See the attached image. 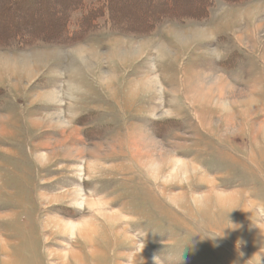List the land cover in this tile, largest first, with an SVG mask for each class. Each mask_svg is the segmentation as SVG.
Listing matches in <instances>:
<instances>
[{"label":"rangeland","instance_id":"1","mask_svg":"<svg viewBox=\"0 0 264 264\" xmlns=\"http://www.w3.org/2000/svg\"><path fill=\"white\" fill-rule=\"evenodd\" d=\"M44 2L0 27H56ZM113 3L128 29L0 47V264H264V0Z\"/></svg>","mask_w":264,"mask_h":264},{"label":"trees","instance_id":"2","mask_svg":"<svg viewBox=\"0 0 264 264\" xmlns=\"http://www.w3.org/2000/svg\"><path fill=\"white\" fill-rule=\"evenodd\" d=\"M54 9H56L53 14L55 18L56 27L49 24L47 28L35 27L34 30L29 31L28 28L15 29L8 31L3 26L0 27V47H10L14 45H21L26 43L29 38H35L38 41L46 43H63L74 39V34L77 32L91 31L101 26V21L99 19L104 18V22H109L115 24L116 28L118 25L125 26L126 29L130 27L131 20L127 19L120 21L118 17V8L113 3V0H49ZM171 10L156 9L148 17L147 25L152 26L154 22H158L162 18L172 15L174 17L180 18H191L197 19L202 18L206 15L209 7L213 5L214 0H200L203 3L200 6H192L190 8L179 9L175 7L174 1L176 0H164ZM233 1V0H227ZM236 1V0H234ZM30 2L40 7L47 5V3L41 0H0V13L5 10H11L16 7H21ZM62 9L61 12L57 10ZM80 12V15L75 21L77 30L75 32L69 31V23L74 12ZM27 11H22L21 17L27 18V20L35 21L37 17L35 15L25 14ZM20 13V12H19ZM32 18V19H31ZM60 19V20H59ZM59 23V24H58ZM40 29V30H39ZM51 29V30H50ZM42 30V31H41ZM56 30V31H55Z\"/></svg>","mask_w":264,"mask_h":264},{"label":"bare ground","instance_id":"3","mask_svg":"<svg viewBox=\"0 0 264 264\" xmlns=\"http://www.w3.org/2000/svg\"><path fill=\"white\" fill-rule=\"evenodd\" d=\"M125 11V10H124ZM32 19V18H31ZM46 19V18H45ZM30 20V19H29ZM51 20V19H50ZM60 20V19H59ZM52 21V20H51ZM50 22V21H49ZM57 25V24H56ZM55 25V26H56ZM4 27V26H3ZM39 27V26H38ZM42 27V26H41ZM48 29V28H47ZM40 30V29H39ZM51 30V29H50ZM30 31V30H29ZM32 31V30H31ZM42 31V30H41ZM56 31V30H55ZM103 158V157H102ZM120 163V162H119ZM188 167H191L193 170H195L196 169V167H193V166H189V165H187V164H185L184 162H182L181 163V167H179V168H176L177 170H175V172H174V175H172V177L174 176H176L177 174H178V170H180V169H182L183 171H186L187 170V168ZM98 169V168H97ZM173 174V173H172ZM198 186H193V187H191V188H197ZM209 187H210V189H212L213 187L212 186H210L209 185ZM172 189V188H171ZM214 189V188H213ZM215 190V189H214ZM170 191V190H169ZM76 192V191H75ZM208 193V192H207ZM97 194V193H96ZM210 194V193H209ZM95 196V195H94ZM192 197H193V194H192ZM211 197H213L212 195H210V199H211ZM194 198V200H195V203H200L201 201V203H204V205H205V203L207 202V199L208 198H205L204 200H202L201 199V201L200 200H197V198L194 196L193 197ZM104 199V198H103ZM179 200V198H178V196L177 197H173V200H175L176 202H178V200ZM212 199H214V197L212 198ZM248 201V200H247ZM250 201V200H249ZM181 202V201H180ZM223 201L221 200V196H216L215 195V201L213 202L214 203V207L215 208H217L218 210H222V211H224V209H226V207L224 208V204L222 203ZM211 203V202H210ZM86 204L89 206V208H90V211H92L91 213H94V215H92L93 217L91 218V220L89 221V223H88V225H87V227L89 228V226H91L92 224L91 223H95L97 220H100V218L101 217H104V218H107V215H110L108 212L110 211L111 212V217H113V215H115V213H112L113 211L111 210V209H109V207L107 208L105 205H103L101 202H100V199H99V201L97 200V199H89V200H87L86 199ZM221 204V205H220ZM250 205H251V203H249ZM110 205V204H109ZM180 205V204H179ZM203 205V204H202ZM201 205V206H202ZM207 205H208V202H207ZM114 206V205H113ZM206 208H207V206H205ZM182 208V207H181ZM125 209V208H124ZM205 209V208H204ZM244 210H245V207L243 208ZM89 211V212H90ZM121 211V210H120ZM128 211V210H127ZM226 211V210H225ZM119 212V211H118ZM122 212V211H121ZM202 212H203V210H202ZM120 213V212H119ZM200 213V212H199ZM221 215V214H220ZM118 216V215H117ZM225 216V215H224ZM102 219V218H101ZM100 224H102L101 222H100ZM93 226V225H92ZM102 226V225H101ZM213 227H215V225L213 226ZM87 241H89L88 239H87ZM1 242H3L4 244H8L7 242H9V241H4L3 239H1L0 238V243ZM90 242V241H89ZM94 245H95V243H94ZM76 246V241L75 240H73V241H71L70 242V247L72 248V247H75ZM0 247H1V244H0ZM93 249V254H95L96 253V250H95V248L94 247H92ZM91 250V251H92ZM7 252V251H6ZM72 255L71 256H74L78 261L81 259V258H79V254L78 253H71ZM139 254V253H138ZM61 259V258H60ZM59 259V260H60ZM7 260V259H6ZM61 262V261H60ZM63 262H65V261H63ZM56 264H59V263H56Z\"/></svg>","mask_w":264,"mask_h":264},{"label":"clouds","instance_id":"4","mask_svg":"<svg viewBox=\"0 0 264 264\" xmlns=\"http://www.w3.org/2000/svg\"><path fill=\"white\" fill-rule=\"evenodd\" d=\"M208 237H210V238H214V237H216V236H208ZM154 260H155V264H158V261H157V256H156V257H154Z\"/></svg>","mask_w":264,"mask_h":264}]
</instances>
